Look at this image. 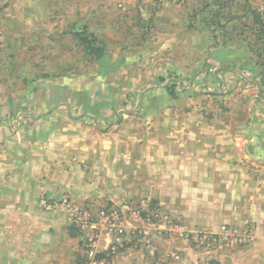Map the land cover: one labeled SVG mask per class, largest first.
I'll use <instances>...</instances> for the list:
<instances>
[{
	"label": "crops",
	"instance_id": "0c3cea01",
	"mask_svg": "<svg viewBox=\"0 0 264 264\" xmlns=\"http://www.w3.org/2000/svg\"><path fill=\"white\" fill-rule=\"evenodd\" d=\"M120 1L0 0V264H82L66 197L151 196L191 232L256 225L239 253L264 243L262 0Z\"/></svg>",
	"mask_w": 264,
	"mask_h": 264
},
{
	"label": "built area",
	"instance_id": "2783aa9c",
	"mask_svg": "<svg viewBox=\"0 0 264 264\" xmlns=\"http://www.w3.org/2000/svg\"><path fill=\"white\" fill-rule=\"evenodd\" d=\"M124 1H120V7ZM153 2L159 6L164 0ZM260 13L264 19V0ZM60 203L66 207L68 219L81 231L85 250L82 264H115L113 257L126 247L144 252L143 261L139 264H204L198 258L190 259L186 247L159 246L158 239L167 240L172 237L168 226L176 230L174 234L177 238L188 241L191 249H201L206 253L217 252L224 246L249 245L253 241L252 229L226 224L221 225L218 232H191L185 224L171 222L169 215L148 198L139 201L125 200L119 205L98 208L96 212L88 205L76 203L70 197L64 198ZM57 205L58 203L46 198L41 200V206L45 210L51 211ZM110 232L118 239L122 238L123 243H113L100 249L98 242L101 236Z\"/></svg>",
	"mask_w": 264,
	"mask_h": 264
},
{
	"label": "rangeland",
	"instance_id": "374dc122",
	"mask_svg": "<svg viewBox=\"0 0 264 264\" xmlns=\"http://www.w3.org/2000/svg\"><path fill=\"white\" fill-rule=\"evenodd\" d=\"M144 198H148L153 203H155L156 206L158 205L153 200L154 199L153 197L147 196ZM126 200H128V199H126ZM158 206L160 207V209L162 208L160 205H158ZM225 224L230 225V226H236L239 228H250L253 230L255 238H256V235L258 233L256 225H249L248 224L245 227H241V226L231 225V224H227V223H225ZM222 225H224V224H222ZM255 242H256V240H255ZM260 245H262V246L260 247L259 250H257V252L255 254H253L254 250L249 251V253H239L238 252L241 249H245V247L248 245H240V246H233V247L224 246L219 251L212 252V253H206V251L201 250V249H194V250L191 249V250H189V254H191L192 256L189 258L190 259L191 258H193V259L198 258L204 264H264V243H261Z\"/></svg>",
	"mask_w": 264,
	"mask_h": 264
},
{
	"label": "trees",
	"instance_id": "16d2710c",
	"mask_svg": "<svg viewBox=\"0 0 264 264\" xmlns=\"http://www.w3.org/2000/svg\"><path fill=\"white\" fill-rule=\"evenodd\" d=\"M93 49L97 52V49L96 48L92 47L91 50H93Z\"/></svg>",
	"mask_w": 264,
	"mask_h": 264
}]
</instances>
